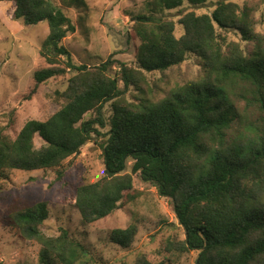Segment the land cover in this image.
I'll list each match as a JSON object with an SVG mask.
<instances>
[{
	"label": "trees",
	"instance_id": "trees-1",
	"mask_svg": "<svg viewBox=\"0 0 264 264\" xmlns=\"http://www.w3.org/2000/svg\"><path fill=\"white\" fill-rule=\"evenodd\" d=\"M211 1H148L146 12L130 19L134 66L127 67L110 59L95 66L75 64L61 44L75 27L50 0H0L11 3L13 20L48 25L27 99L48 80L72 75L57 92L60 107L53 114L27 121L13 139L0 133V184L13 172L52 170L58 180L65 161L94 144L104 171L96 182L76 188L81 226L134 203L141 195L133 185L135 175L171 201L183 229V239H169L166 252L195 253V264H264V29L257 31L250 6L226 0H218L209 14H183L177 21L180 36L165 13ZM72 4L84 5L82 0ZM188 55L197 58L199 80L154 104L148 98L138 104L124 99L127 87L147 94L145 73L179 66ZM104 126L108 131L101 133ZM36 135L42 142L38 149ZM48 216L47 203L39 202L12 214L11 230L40 246L38 264H87L88 249L71 234L42 232ZM136 234L132 223L111 229L107 240L127 250ZM166 262L151 263L140 255L134 264Z\"/></svg>",
	"mask_w": 264,
	"mask_h": 264
},
{
	"label": "rangeland",
	"instance_id": "rangeland-1",
	"mask_svg": "<svg viewBox=\"0 0 264 264\" xmlns=\"http://www.w3.org/2000/svg\"><path fill=\"white\" fill-rule=\"evenodd\" d=\"M50 1L75 27V32L61 42L75 64L95 66L110 59L127 67L134 66L130 19L145 13V5L150 0H82V6L72 4V0ZM217 1L212 0L200 8L184 4L182 8L166 11L167 17L175 22L176 36L182 33L177 21L183 14L191 10L196 14H209ZM226 1L250 6L255 13L257 31L264 29V0ZM12 11L11 3H0V133L9 139H13L27 121H43L53 114L60 107L57 92L64 91L72 76L67 74L64 78L48 80L27 99L34 85L32 72L42 63L38 51L49 30L45 21L25 26L22 21L13 20ZM227 38L237 40L231 34ZM201 75L197 58L188 55L179 66L164 72L145 73L147 94L140 95L136 87L124 89L122 83L120 86L125 91L126 101L138 104L148 98L150 104H154L187 83L199 80ZM110 115L108 103L103 109L104 123L107 124ZM99 131L106 133L108 127H99ZM41 145L36 135L34 146L38 149ZM130 164L127 173H130ZM62 171L63 177L58 180L52 170L13 172L0 184V264H38L40 246L24 238L18 230H11L10 216L39 202H46L49 210L42 232L50 237L59 236L61 230L71 234L88 249L90 255L84 260L87 264L91 258L89 264H134L140 255L151 263L165 259L167 264H195V253L166 252V242L183 239V229L171 210V201L160 197L153 186L135 175L133 185L141 195L134 203L115 210L103 221L81 226L75 209L76 188L103 176L99 147L87 144L75 157L65 161ZM132 223L137 226V234L129 249L122 250L108 242L111 229H124Z\"/></svg>",
	"mask_w": 264,
	"mask_h": 264
}]
</instances>
